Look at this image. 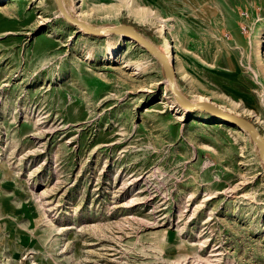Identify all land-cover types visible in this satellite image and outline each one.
I'll list each match as a JSON object with an SVG mask.
<instances>
[{
  "label": "rangeland",
  "instance_id": "obj_1",
  "mask_svg": "<svg viewBox=\"0 0 264 264\" xmlns=\"http://www.w3.org/2000/svg\"><path fill=\"white\" fill-rule=\"evenodd\" d=\"M61 2L166 37L181 93L264 137V0ZM174 99L140 43L54 0L1 1L0 264H264L257 146Z\"/></svg>",
  "mask_w": 264,
  "mask_h": 264
},
{
  "label": "water",
  "instance_id": "obj_2",
  "mask_svg": "<svg viewBox=\"0 0 264 264\" xmlns=\"http://www.w3.org/2000/svg\"><path fill=\"white\" fill-rule=\"evenodd\" d=\"M56 6L59 8L66 20L74 25L79 26L84 32L94 36L104 35L109 31L113 32H129L132 38L139 42L148 53L155 56L162 65L164 76L167 80L168 89L174 94L176 101L182 104L185 108L189 110H202L209 115H217L221 119L228 123L234 124L235 126L242 127L250 139L253 141L255 146L258 148V156L262 160V167L264 169V137L257 130L256 126L249 119L232 114L223 110L218 105L211 104L208 101L199 100L191 101L181 91L177 88L175 83V71L171 63H169L164 54L157 50L152 44H150L138 31V29L131 23H119L112 26H106L102 28H96L91 26L80 19L76 15L70 16L69 13L63 7L61 0H54Z\"/></svg>",
  "mask_w": 264,
  "mask_h": 264
},
{
  "label": "bare ground",
  "instance_id": "obj_3",
  "mask_svg": "<svg viewBox=\"0 0 264 264\" xmlns=\"http://www.w3.org/2000/svg\"><path fill=\"white\" fill-rule=\"evenodd\" d=\"M1 1H3V0H0V2ZM77 2H78V0H77ZM76 2V7L77 6H79L80 4H79V2L77 3ZM64 7V6H63ZM65 8V7H64ZM66 10V9H65ZM67 11V10H66ZM68 13V12H67ZM80 13H82V12H80ZM70 15V14H69ZM71 16V15H70ZM78 19H80V20H82L81 18H78ZM84 22V21H83ZM86 23V22H85ZM90 25V24H89ZM92 26V25H91ZM95 27V26H94ZM96 28H102V27H96ZM109 32H113V31H109ZM113 33H117L118 34V36L119 37H121V38H123L124 40H130V41H135L133 38H132V36L130 35V33L129 32H113ZM143 36V35H142ZM145 38V37H144ZM146 39V38H145ZM147 40V39H146ZM150 44H152L149 40H147ZM136 42V41H135ZM139 43V42H138ZM164 47L161 49V53L162 54H164L165 55V57H166V59H167V61L170 63V61H169V56H170V47H169V44H168V39L165 37L164 38ZM153 45V44H152ZM154 46V45H153ZM155 47V46H154ZM156 48V47H155ZM157 49V48H156ZM158 50V49H157ZM167 88H168V86H167ZM174 95V94H173ZM202 100H204V101H208V102H210L211 104H213V102L210 100V98H208V97H203L202 98ZM172 105H174L173 107H176L177 105H180L181 107H183V110H185V109H187V108H185L182 104H179L177 101H176V99H174L173 100V102L171 103ZM213 118L214 119H216V120H223V119H221L219 116H217V115H213ZM223 121H225V120H223ZM226 122V121H225ZM239 127V126H238ZM242 128V127H241Z\"/></svg>",
  "mask_w": 264,
  "mask_h": 264
}]
</instances>
